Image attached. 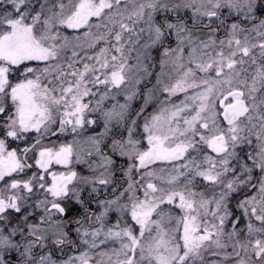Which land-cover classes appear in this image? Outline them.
Segmentation results:
<instances>
[{"label": "snow or ice", "instance_id": "1", "mask_svg": "<svg viewBox=\"0 0 264 264\" xmlns=\"http://www.w3.org/2000/svg\"><path fill=\"white\" fill-rule=\"evenodd\" d=\"M0 264H264V0H0Z\"/></svg>", "mask_w": 264, "mask_h": 264}]
</instances>
